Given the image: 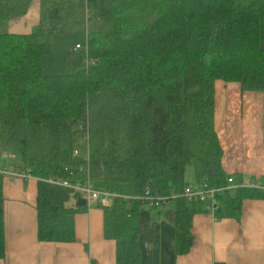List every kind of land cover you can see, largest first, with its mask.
<instances>
[{"label": "trees", "instance_id": "obj_1", "mask_svg": "<svg viewBox=\"0 0 264 264\" xmlns=\"http://www.w3.org/2000/svg\"><path fill=\"white\" fill-rule=\"evenodd\" d=\"M29 6L0 0V144L5 140L8 160L39 178V241L75 242V218L87 208L69 206L73 191L47 180L90 181L129 198L96 206L116 242L117 264L142 263L139 213L151 204L142 199L147 193L175 200L177 253L187 254L193 217L205 211L182 196L186 167L210 187L229 178L214 129L215 81L264 92V0L48 1L30 34L9 33ZM90 10L98 14L97 31L88 28ZM68 33H86L87 46L79 49L86 69L46 75L53 36ZM247 199L264 200V189L224 193L216 216L226 208L237 217Z\"/></svg>", "mask_w": 264, "mask_h": 264}, {"label": "crops", "instance_id": "obj_2", "mask_svg": "<svg viewBox=\"0 0 264 264\" xmlns=\"http://www.w3.org/2000/svg\"><path fill=\"white\" fill-rule=\"evenodd\" d=\"M29 1L26 15L9 23V33L30 34L40 23L44 3L60 0ZM214 129L225 176L239 183L264 179V92H242L237 83L215 81ZM5 155L4 167L23 170L17 161L10 166ZM38 182L34 176L4 177L5 256L0 264H117L116 242L106 236L102 208L87 207L76 216L75 242L39 241ZM76 204L71 200L69 206ZM101 205L109 207L112 201ZM175 220V200L140 211L141 264H264L263 199L243 200L237 217L226 208L216 217L194 215V241L184 255L177 253Z\"/></svg>", "mask_w": 264, "mask_h": 264}, {"label": "built area", "instance_id": "obj_3", "mask_svg": "<svg viewBox=\"0 0 264 264\" xmlns=\"http://www.w3.org/2000/svg\"><path fill=\"white\" fill-rule=\"evenodd\" d=\"M78 50L81 46L76 47ZM91 64V61H88ZM77 156V153L75 154ZM7 156V155H5ZM0 176L2 177H15V178H31L33 175L30 170H18L12 171L7 167L0 166ZM48 183L52 185L62 186L73 191V202L76 204L79 199L86 202V206L89 208L96 207L99 203L104 201H112L118 198H124L128 200V197H122L117 194L98 190L94 185L87 181L85 183H71L68 180L61 179H48ZM239 188H253V189H264L261 180H254L252 182H240L237 183L232 177H229L226 184L221 187H210L208 183H196L194 185H188L184 188L182 196L189 202L202 203L206 214L216 217L220 210L219 199L224 193L234 192ZM145 200H150L151 207L161 208L166 205L171 199L170 197H150L149 193L146 194Z\"/></svg>", "mask_w": 264, "mask_h": 264}, {"label": "rangeland", "instance_id": "obj_4", "mask_svg": "<svg viewBox=\"0 0 264 264\" xmlns=\"http://www.w3.org/2000/svg\"><path fill=\"white\" fill-rule=\"evenodd\" d=\"M89 20L88 28L90 31H97L101 28L98 21V14L95 10H90L88 13ZM87 46L86 33H68L64 35H54L52 41V54L43 60L44 73L50 76L73 75L81 70L86 69V54L85 49L79 51L76 47ZM83 57V58H82ZM5 140L0 144V164H4L6 159L3 157L5 153ZM11 159V160H10ZM7 163L10 166L15 164V160L10 158ZM197 175L193 165L186 167V180L190 184L197 182Z\"/></svg>", "mask_w": 264, "mask_h": 264}, {"label": "water", "instance_id": "obj_5", "mask_svg": "<svg viewBox=\"0 0 264 264\" xmlns=\"http://www.w3.org/2000/svg\"><path fill=\"white\" fill-rule=\"evenodd\" d=\"M149 187H150V185H149ZM86 205V202L84 201V200H82V199H79L78 200V202H77V206H79V207H83V206H85Z\"/></svg>", "mask_w": 264, "mask_h": 264}]
</instances>
